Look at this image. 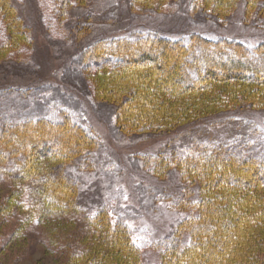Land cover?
<instances>
[{"label": "trees", "instance_id": "obj_1", "mask_svg": "<svg viewBox=\"0 0 264 264\" xmlns=\"http://www.w3.org/2000/svg\"><path fill=\"white\" fill-rule=\"evenodd\" d=\"M198 1L221 15L240 2ZM246 4L252 12L264 0ZM0 25L8 40L4 48L31 36L13 0H0ZM87 52V69L112 70L97 94L114 106L119 129L128 135L173 132L232 108L264 109V41L149 32L101 39ZM100 141L79 114L59 103L39 116L0 124V173L30 186L32 219L84 224L79 244L66 247L64 264H264L263 127H251L243 138L199 137L169 157L142 155L153 177L178 172L182 185L174 205L185 216L169 235L141 243L123 215L112 219L108 205L89 213L79 182L65 170L81 159L90 165ZM44 145L47 154L38 149ZM146 247L157 254L156 263L143 260Z\"/></svg>", "mask_w": 264, "mask_h": 264}, {"label": "rangeland", "instance_id": "obj_2", "mask_svg": "<svg viewBox=\"0 0 264 264\" xmlns=\"http://www.w3.org/2000/svg\"><path fill=\"white\" fill-rule=\"evenodd\" d=\"M13 1L31 36L4 48L8 40L0 25V124L39 116L54 103L79 114L100 135L101 145L90 165L81 159L65 170L79 182L88 212L108 205L113 220L117 214L126 218L136 242L169 235L185 216L174 205L182 185L178 172L165 179L153 177L142 155L169 157L184 153L199 137L243 138L253 126L264 128V109L232 108L173 132L128 135L119 129L114 106L97 94L98 83L113 77L112 70L86 68L91 61L87 49L95 42L140 33L177 37L198 32L256 45L264 41L263 5L250 13L246 0H240L232 12L221 15L198 0ZM134 2L143 8L138 10ZM47 147L38 149L47 154ZM29 189L0 173V264H64L66 247L79 244L84 224L68 218L33 220L29 209L36 205ZM13 194L17 203L7 210ZM142 253L145 262L158 261L149 247Z\"/></svg>", "mask_w": 264, "mask_h": 264}]
</instances>
